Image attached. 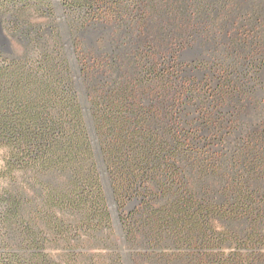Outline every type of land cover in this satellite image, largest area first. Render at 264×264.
<instances>
[{
    "label": "trees",
    "instance_id": "obj_1",
    "mask_svg": "<svg viewBox=\"0 0 264 264\" xmlns=\"http://www.w3.org/2000/svg\"><path fill=\"white\" fill-rule=\"evenodd\" d=\"M26 1L0 0V264H264V0Z\"/></svg>",
    "mask_w": 264,
    "mask_h": 264
},
{
    "label": "rangeland",
    "instance_id": "obj_2",
    "mask_svg": "<svg viewBox=\"0 0 264 264\" xmlns=\"http://www.w3.org/2000/svg\"><path fill=\"white\" fill-rule=\"evenodd\" d=\"M26 3H27V6L21 13L22 17L28 19L31 24L47 22L49 18V14H45L42 10L38 9V7L36 6L37 5L36 2L32 0H27ZM53 4H54V7L56 8V13L59 15L60 19L65 20L66 13H65L63 1L53 0ZM104 35H108L109 39H112L117 35V30L113 28V29L105 31L104 28H102L96 31H89L86 33V35H84V39L90 44L97 43L98 41L102 43L103 42L102 39ZM15 48L19 52L22 50V47L20 45L15 44ZM201 57H202V52L200 50V46L190 51H187L184 55V58L188 60H193V59L196 60V59H200ZM263 79H264V74H263ZM260 97H261V101H264V96L261 95ZM5 186H6V181H4L3 179H0V192L4 189ZM87 252L97 256L99 264H110V261L107 258L108 251L105 248L94 246L88 249ZM122 252L124 253V255L131 254V250L128 246H124L122 248ZM84 264H87V263H84Z\"/></svg>",
    "mask_w": 264,
    "mask_h": 264
},
{
    "label": "water",
    "instance_id": "obj_3",
    "mask_svg": "<svg viewBox=\"0 0 264 264\" xmlns=\"http://www.w3.org/2000/svg\"><path fill=\"white\" fill-rule=\"evenodd\" d=\"M8 49H9V47H8Z\"/></svg>",
    "mask_w": 264,
    "mask_h": 264
}]
</instances>
